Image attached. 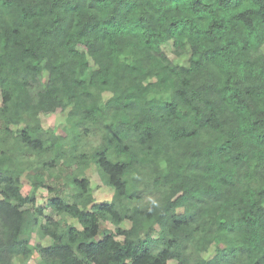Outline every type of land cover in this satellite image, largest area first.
<instances>
[{"label": "clouds", "instance_id": "1", "mask_svg": "<svg viewBox=\"0 0 264 264\" xmlns=\"http://www.w3.org/2000/svg\"><path fill=\"white\" fill-rule=\"evenodd\" d=\"M40 2L44 7L49 6L43 4V0ZM204 2L211 5L214 14L201 13L207 16L206 22L195 24L190 31L179 37L178 43L175 37L165 39L164 29L168 27L169 17H165L161 10L155 17L161 27L154 38L151 50L146 47L148 38L140 32L135 39L131 36L114 38L112 42L118 47H110L108 41H105L100 63L94 62L87 54L83 60L76 61V68L85 62L90 64V68L83 76L75 74L74 71L69 72L68 75L74 80H87L89 72L95 69L106 68L108 71L106 75L98 78L95 86L80 88L76 94L77 99L68 104V111L77 106L79 93L85 91L93 93V99L79 102L81 108L105 109L109 101H118L125 97L135 101L138 107L135 111L129 112L117 105L106 115L101 116V112L96 111L84 121L85 126L92 131L86 136L81 135L75 143L69 137L63 145V151L69 154L59 159L54 169L43 170V180L50 184L54 191L36 189L38 194L48 199L57 196L59 190L63 188L64 201L74 210H57L51 213L57 224L40 241L39 225L44 224L45 221L42 217L39 218L36 228L28 231L26 223L33 213H28L27 210L34 206L24 204L19 210L25 214L20 222L0 226L3 232L0 241H3L5 247L11 241H20L27 237H35L41 243V247H47L56 243L52 232L59 236L65 233L67 228L72 227L76 229V239L62 242L71 249L70 260L78 264H113L110 259L111 245L94 260L77 250L82 242L99 243L104 239L99 230L96 235L91 234V225L81 223L79 213L91 212L93 203L105 200V197L101 196L103 186L105 182L112 179L113 172L119 166L123 167L119 169L116 179L124 187L118 191L115 186L109 185L111 195L107 197V202L112 203L114 198L117 199L115 210L120 215V223L113 224L111 215L106 214L98 216L96 221L98 227L106 224L112 226V241L115 244L122 246L126 239L124 235H116L115 228L130 229L132 227V222L124 219L125 215L130 216L135 209L146 213L136 218V235L143 237L149 226H157L156 221L164 214L166 207L184 195L187 191L185 185L199 188L200 191L196 193L198 197L209 185L215 187L223 197L221 203L224 204L227 201V205H231L226 206L225 220L239 221L240 217L246 215L247 208L238 201L244 198L246 191L255 192L264 188V175L252 176L253 168L260 163L257 157L264 154V147L257 144V136L260 132H264V127L253 128L254 121L264 122V74L261 71L264 68V18H261L264 12H261L260 5L254 0H245L235 11L223 9L217 11V0H204ZM150 3L160 8L158 0H150ZM241 13H249L246 19L251 21L250 25L235 19ZM145 14H152L147 6L137 10L129 17V20L135 22ZM61 15L62 13L58 12L44 20H34L30 23L39 24L41 28H44L50 21ZM82 15H95L101 20H106L111 15V8L102 14L85 12ZM185 15L190 14L185 13ZM81 18H77V26L71 33L72 44L69 47L75 45ZM176 18H180L178 14ZM213 22L223 23L224 28L219 32L213 31L209 36L207 25ZM10 27L11 24L7 19L0 25V58H2L0 63L21 51L20 48L11 46L7 51L4 50L6 37L3 29ZM38 35L39 29L31 35L28 29H24L16 39L24 41L25 36H32L34 42ZM245 42L249 43L246 50H244ZM157 43L159 51H164L167 58L156 54ZM174 43L177 44L175 48L172 47ZM23 47H29L27 41H24ZM125 49L128 50V59L122 61L118 52ZM67 59L69 58L65 48L51 59L37 61L29 58L25 64L39 65L40 79L45 80L49 75V68L45 65L59 68L58 65L65 63ZM133 68L135 71L132 70ZM4 69L7 70V67ZM104 79H108L110 83L105 88H101L100 81ZM225 81L234 85L231 92L221 90L224 88ZM9 90L14 93L12 102H15L16 97L23 91L20 89L15 92L11 86ZM181 93L182 95H179ZM173 101H175L174 111L169 114L161 113L155 120L150 121L146 118V106L155 103L162 107L165 103ZM128 102L129 100H124V103ZM11 107L10 103L9 109ZM75 119L83 118L77 116ZM121 122L126 125L125 131L131 129L127 138L124 133H119L122 143L117 144L113 140L111 144H108L107 141L112 137L105 131V127L112 126L115 130ZM7 126L15 131L17 128H23L24 125L10 123ZM75 134L74 131L73 135ZM0 139L3 137L0 136ZM221 144L228 146V152L223 159L210 156L209 153L214 152ZM14 145L15 141L10 139L4 148L8 156L0 158L3 160L0 166L5 169L9 168L8 158L16 150ZM125 146L127 150L123 151ZM60 148L61 145L58 144L46 155L32 153L30 159L26 161L14 159L13 163L21 166V179H26L33 169H40L43 161H52ZM73 148L75 151H72ZM196 154H199L200 170L186 171L185 169L188 168L189 163L193 162ZM241 154H245L243 167L233 162V157ZM73 157L77 159L74 160ZM81 157L83 159H80ZM237 176L239 182L235 190L225 189L220 183L224 178ZM186 177L187 180H185ZM73 180H86L87 191L78 187ZM97 184L100 188H97ZM31 190L29 184L22 188L21 195ZM82 192L83 195L79 199L69 198L70 195L75 197ZM121 192L123 194H120ZM132 192H141L144 196L129 200L128 196ZM3 199L4 197L0 196V200ZM254 199L255 197L250 195L245 203L250 204ZM44 202L38 199L36 206ZM10 203L16 205L17 200L11 199ZM256 207L264 209V199H261ZM176 211H183V207L177 208ZM49 214L48 211L44 213L45 216ZM252 218L250 216L248 219ZM197 227L199 231L194 232L190 247L184 254L189 264H208L218 248L229 246L251 249L250 254L244 255L239 260V264H257V261L264 264V245L260 243L264 240V236L259 233L253 235L251 231L237 232L232 235L226 231L218 232L217 225L208 222L207 218L197 221L187 229L170 234L169 238L179 237L183 232H193ZM85 228L89 231L85 232ZM132 239H136V236ZM27 247L31 250L29 255L10 253L4 259H0V264H44L35 251L34 243H30ZM156 254L153 252L152 256L155 257ZM48 264H62V262L57 258L49 260ZM123 264H131V260L126 259ZM166 264H180V262L168 260Z\"/></svg>", "mask_w": 264, "mask_h": 264}, {"label": "trees", "instance_id": "2", "mask_svg": "<svg viewBox=\"0 0 264 264\" xmlns=\"http://www.w3.org/2000/svg\"><path fill=\"white\" fill-rule=\"evenodd\" d=\"M160 8H156L150 3V0H43V4L49 5L48 7L42 6L40 0H0V25L5 23L7 19L11 27L3 29V34L6 37L5 48H20L21 51L14 56L9 57L7 60L0 63V90L2 98V106L0 107V158L8 156V152L4 150L8 141H15V151L12 156L8 158L9 168L5 169L0 166V196L4 199L0 200V226L7 224H17L25 215L19 210L24 204L34 206L29 208L28 213H33L27 220L26 228L31 231L39 224V218H43V209L37 207L36 189L46 188L45 181L43 180V170L56 167L59 159L67 156L69 153L63 151V145L71 137L72 142L75 143L79 140L81 135H88L92 130L85 126L84 121L91 117L94 112L100 111L101 116L111 112L117 105L123 107L126 111H135L138 105L130 98H121L118 101H109L105 109L96 108H81L79 102L93 99V93L82 92L79 93V100L76 107L68 111V104L77 99V92L83 87H93L101 75L107 74V69H95L88 74L87 80H74L68 75L69 72L83 76L85 71L90 68V64L85 62L79 68H76V61L83 60L85 54L92 57L96 63H100L102 58L104 42L108 41L110 47H118L112 42L116 37L131 36L137 38L140 32H143L148 38L146 47L152 49L154 38L158 34V29L161 27L159 21L155 19L157 15L163 10L165 17H169L168 27L164 29L165 39L176 38L178 43L179 37L183 36L185 32L190 31L192 27L197 24H204L207 16L201 13L214 14L211 10V5L205 3L204 0H158ZM245 0H217V11L223 9L225 11H235ZM255 3L260 5L261 12H264V0H254ZM149 8L151 15L145 14L137 21L129 20L137 10L144 7ZM108 8H111V15L106 20H101L98 16L82 15L85 12L103 13ZM62 13L57 19L50 21L44 28L39 24H31V21L44 20L46 17H51L56 13ZM185 13H189L186 16ZM179 15V19L176 15ZM249 13H241L235 19L242 20L247 24H251L250 20L246 17ZM82 17L80 20V30L76 33V42L73 47L71 33L76 27L77 18ZM261 18H264L262 16ZM209 29L208 35L211 36L213 31L219 32L224 28V24H217L215 22L207 25ZM28 29L31 33H35L39 29V35L35 37L33 42L32 36H25L24 41H27L29 47H23L24 41L16 39L21 35L22 30ZM177 46L176 43L172 45L173 48ZM249 47V43H244V50ZM67 48V56L69 59L65 63L59 64V68L45 65L49 68V75L47 79L41 80V69L39 65L32 66L26 65L25 61L29 58L37 61L44 59H51L57 53ZM156 54L161 57H166L164 51H159V44H156ZM243 50V49H242ZM119 58L124 61L128 59V50H120L118 52ZM2 59V58H0ZM23 66V67H21ZM7 67V70L4 68ZM135 71V68L132 69ZM264 74V68L261 69ZM110 81L104 79L100 81V87L105 88ZM18 92L20 89L23 91L16 97V101L12 102L13 92L9 87ZM234 87L229 81L224 82L222 91L231 92ZM59 93V94H58ZM179 95H182L179 94ZM236 94L234 93V96ZM67 100V103H65ZM124 100H129L124 103ZM12 104L9 109V104ZM172 103H165L162 107L159 104H151L146 106V118L148 120H155L161 113L169 114L174 111ZM60 115L65 118V125L61 134L56 133L52 129H46L41 122L42 116ZM77 116L83 119L76 120ZM6 118V119H5ZM162 118V117H161ZM10 123L21 124L23 128H17L13 131L7 125ZM70 124L71 126H66ZM203 126V125H202ZM257 126L264 127V122L254 121L253 128ZM126 125L121 122L113 129L112 126H106L105 131L111 134L112 139L108 140L111 144L113 140L117 144H121L122 140L119 133H124L127 138L128 132L125 131ZM46 129V131H45ZM78 130V131H77ZM75 131V135H73ZM143 142V140H141ZM61 145L58 149L55 158L52 161H43L41 168L38 169L34 176L28 174V179L32 181L33 191L30 196L21 195L22 179L20 174V165L14 164L13 160L26 161L29 160L32 153L48 154L53 147ZM257 144L264 147V132H260L257 136ZM47 145V147H46ZM27 149V151H25ZM123 151L127 150L125 146ZM75 151V148L72 149ZM228 152L227 145H220L214 152L209 153L210 156H215L223 159V156ZM241 154L233 157V162L243 167V156ZM260 163H257L253 168L252 176L264 175V154L257 157ZM73 159H77L73 157ZM80 159H83L81 157ZM38 163L40 161H37ZM3 160L0 159V165ZM119 166L112 174V179L105 182V185H113L119 191L124 185L116 179ZM201 165L199 163V154L194 155L193 162L189 163L188 169L192 171H199ZM111 171V170H110ZM188 178L186 177L185 180ZM239 177L224 178L220 181L225 189L235 190L238 186ZM78 187L87 191L88 182L73 180ZM138 183V182H136ZM187 191L182 197H178L176 202L166 207L164 214L156 221L157 226L151 227L143 237L136 235V218L139 215H146L140 209H135L132 214L125 215L124 219L132 222L130 229L115 228L116 235H124L126 239L123 241L122 246L115 244L112 241L113 232H107L102 227L96 224L98 216L111 215L113 224L120 223V215L115 210L117 199H113L112 203H93L92 211H85L79 213L81 223H88L91 225V234L96 235V232L101 231L104 239L99 243H84L82 242L78 251L88 255L89 259L94 260L96 257L103 254L104 250L111 245L112 255L110 259L113 264H123L126 259L131 260V264H166L168 260H177L180 264H189L184 254L190 247L191 240L194 232L199 231V227L194 229L193 232H183L179 237L169 238L172 233H177L181 229H187L197 221L207 218L208 222L217 225V231H226L229 235L237 232L251 231L253 235L259 233L264 236V209L257 208V203L264 199V188L255 192L246 191L244 198L240 199L238 203L243 204L247 208L245 216L240 217L239 221H232L231 219L225 220L224 211L227 210V201L221 203L223 199L221 193L212 185H209L202 191L199 197L196 195L200 191L199 188H191L185 185ZM120 194H123L122 192ZM83 195L73 197L79 199ZM151 195V194H150ZM254 196L255 199L250 204L245 203L248 196ZM144 196L141 192H132L128 199H140ZM11 199H16L17 204L12 205ZM198 205V207H196ZM49 207L53 213L57 210L60 211H73V207L66 204L61 196L53 198L49 202ZM183 207V211L177 212V208ZM223 209V211H222ZM255 209V210H254ZM253 217L252 219H248ZM218 217V218H217ZM56 221L52 218H46L44 224H40V237L48 235L51 228L55 227ZM19 231V229H17ZM89 229L85 228V232ZM3 235L0 230V236ZM55 244L47 247L41 245L35 246L37 254L41 257L44 264H48L49 260L60 259L62 264H78L74 260H70L71 249L67 244L62 243L65 240L74 241L76 239V229L69 227L67 231L59 236L52 232ZM136 236V239H132ZM31 243V237L24 238L20 241H11L5 247L3 241H0V259H4L10 253H16L27 256L31 250L27 247ZM255 243V241H254ZM261 245H264V240H261ZM156 252L153 257L152 253ZM251 249L243 247H226L218 248L208 264H239V260L246 254H250ZM257 264H261L257 261Z\"/></svg>", "mask_w": 264, "mask_h": 264}, {"label": "rangeland", "instance_id": "3", "mask_svg": "<svg viewBox=\"0 0 264 264\" xmlns=\"http://www.w3.org/2000/svg\"><path fill=\"white\" fill-rule=\"evenodd\" d=\"M1 106H2V98H1V90H0V107ZM62 120L64 122H62ZM41 122H42V125H43L44 128H46V129H52L56 133L61 134L63 132V127L65 125V118L63 116H60V115H48V116H42L41 117ZM37 171H38V169H33V171L30 172V175L31 176H34L37 173ZM31 183H32L31 179L29 180L28 178H26V179H23L22 180V188H24L25 186H28L30 184L31 189H32L30 192L24 194V196H30L32 194L33 186L31 185ZM45 184H46V188H42V189H45L48 192L54 191L53 187L50 184H48L46 182H45ZM97 188H100V185L99 184H97ZM63 192H64V189L61 188L59 190V193H58L57 196H61L63 198ZM35 195H36L35 196L36 197V200L40 199V200H44L45 201L44 203H42L39 206H37V207H41L43 209V211H44L43 212V219H44V221L48 217L53 219V215L51 214V213H53V211L49 207V202L53 198H55L57 196L52 197V198L45 199V197L42 194H38L36 192ZM110 195H111L110 188L107 185L104 184L103 191L101 192V196H104L105 197V200L103 202L98 203V204L106 203L107 202V197L110 196ZM69 198L74 199L73 196H71V195L69 196ZM46 211H48L50 213L47 216L44 215V213ZM103 230H105L107 232H113L112 231V226L111 225H108V224H106V225L103 226ZM42 239H43L42 237H39V240L40 241H42ZM31 243H34L35 246L41 245V243L38 240H36L35 237H31ZM36 253H37V251H36Z\"/></svg>", "mask_w": 264, "mask_h": 264}]
</instances>
